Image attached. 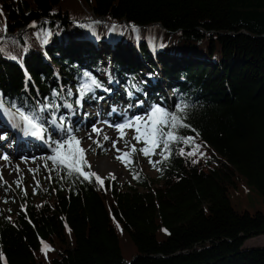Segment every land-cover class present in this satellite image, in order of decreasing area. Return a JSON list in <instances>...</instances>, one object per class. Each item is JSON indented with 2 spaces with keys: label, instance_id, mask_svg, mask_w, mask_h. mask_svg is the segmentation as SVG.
Returning <instances> with one entry per match:
<instances>
[{
  "label": "trees",
  "instance_id": "obj_1",
  "mask_svg": "<svg viewBox=\"0 0 264 264\" xmlns=\"http://www.w3.org/2000/svg\"><path fill=\"white\" fill-rule=\"evenodd\" d=\"M113 87L176 115L181 139L155 136L157 179L133 158L126 186L85 179L77 144L61 147L42 201L0 218V264H264L244 246L264 208L238 202L264 200V0H0L13 107L65 129V106Z\"/></svg>",
  "mask_w": 264,
  "mask_h": 264
},
{
  "label": "rangeland",
  "instance_id": "obj_2",
  "mask_svg": "<svg viewBox=\"0 0 264 264\" xmlns=\"http://www.w3.org/2000/svg\"><path fill=\"white\" fill-rule=\"evenodd\" d=\"M160 47L161 44H155L152 48L157 50ZM114 90L115 93L108 94L107 96L103 95L104 98L98 104L87 105L85 101H82V104L75 110L76 113H74L78 117L77 124L73 127L71 118L65 124L71 129V133L65 134L64 128L58 126L57 130L49 132L47 145L41 148V150H31L28 145L30 151L28 158L23 157L22 153H16L14 150L11 151L12 154L8 158H11L14 162L9 165L10 162L8 160L5 164L6 167L0 168V218L14 217L17 210L24 206L26 196L35 203L42 201L44 198L43 193H45L46 184L54 173L52 169L53 163L49 160V156L53 155L55 151V144L51 141L52 138L56 140H64L70 136L78 138L80 143L76 144L78 146L79 157L85 161L91 173H95V177H99L100 180L110 178L116 183L126 186L131 181V176L126 166V162L130 158L136 161L139 170H142L154 181L157 179L154 163L158 160L159 156L151 148L155 141L154 135H148L143 125H137L140 127L139 133L133 127L123 130H118L116 127L128 122L133 117H145L152 109L150 107L145 109L143 106L140 111L131 112L129 105L120 107V104L115 101V97L119 94L120 90L115 87ZM165 90L169 92V99H172L173 93L170 92V89L166 87ZM142 99L138 98L137 100L140 101ZM124 102L126 101L122 99V103ZM110 105H116L122 110L123 114L121 117L114 109L111 113L110 111L108 112V106ZM136 107L137 104L135 102L134 108ZM132 113L137 114L131 116ZM111 117H114L116 120L122 119V121L118 120L114 123ZM6 118L13 119L6 113L0 114V161L7 159L4 157L6 154L4 155L3 152L5 150L10 153V150L14 149V141L16 140V134L6 133L5 137V133L1 134L9 130L8 124L6 127L4 123ZM17 121L19 120L17 119ZM104 126L108 127L109 130ZM94 127L100 131L94 132ZM104 136H108L110 139L106 140ZM137 136H139V139L136 138ZM41 145L43 146L42 142ZM144 149L148 150L147 155L144 154ZM238 202L240 204L253 205L252 207L255 208L257 206L264 208V200H262L255 190L247 197L246 201L239 200ZM244 246H264V235L246 240Z\"/></svg>",
  "mask_w": 264,
  "mask_h": 264
},
{
  "label": "snow or ice",
  "instance_id": "obj_3",
  "mask_svg": "<svg viewBox=\"0 0 264 264\" xmlns=\"http://www.w3.org/2000/svg\"><path fill=\"white\" fill-rule=\"evenodd\" d=\"M6 30V25H5ZM88 75V74H85ZM95 83V82H94ZM47 107V105H45ZM70 107V105H69ZM6 113L8 116L13 118L15 122L17 119L22 122L24 126V131L26 133H30L32 135H40V132L43 130V126L39 121L42 120V117L39 115L38 112L35 111H27L23 108V106H14L13 102L6 101L2 95H0V114ZM63 119V118H61ZM55 122V121H53ZM137 125H143L144 130L148 135H155L159 139L167 138L166 142H171L173 140H180L181 138L175 135V129L178 128L180 125L176 123V115L172 113H168L165 109L161 108L160 106H154L151 112L145 117H133L128 122L124 124L117 125L118 130H123L125 128L133 127L137 133L140 132V127ZM61 127H64L63 124ZM166 128H171L172 131H164ZM66 133H71L70 128L64 129ZM94 132L100 131L99 129L93 128ZM123 134V133H122ZM139 139V136L136 137ZM104 139H110L108 136H104ZM75 142L77 144L80 143L79 139L76 137L70 136L67 139L62 141H54L55 144V151L59 152L61 147L65 145ZM155 142V141H154ZM115 143V142H114ZM81 151H83L81 149ZM135 151V149H133ZM144 154H148V150L144 149ZM59 157H52V159H58ZM77 175L84 176L85 179H90L92 176H95V173H92L91 176L85 175L80 168L73 169ZM96 179H100L96 177Z\"/></svg>",
  "mask_w": 264,
  "mask_h": 264
},
{
  "label": "bare ground",
  "instance_id": "obj_4",
  "mask_svg": "<svg viewBox=\"0 0 264 264\" xmlns=\"http://www.w3.org/2000/svg\"><path fill=\"white\" fill-rule=\"evenodd\" d=\"M10 122H14L13 121V119L12 120H10ZM5 123V122H4ZM14 123H16V124H13V126H15L16 127V134H17V137L19 138L18 139V144H17V146H16V148L14 149V151L16 152V153H22L23 155V157H27L28 158V156L30 155L29 153H27V151H26V148H25V140H26V136H27V133L24 131V126H23V124L20 122V121H15ZM2 125V124H1ZM17 125V126H16ZM116 126V125H115ZM115 126H113V127H115ZM18 127V128H17ZM105 127V126H104ZM105 128H107L108 130H109V128L108 127H105ZM102 132V131H101ZM109 132V131H108ZM11 153V152H10ZM23 157H21V158H23ZM26 158V159H27ZM37 158V157H36ZM24 159V158H23ZM9 160V165H11L14 161L11 159V158H7L6 160H4V161H0V168H2V167H6V163H7V161ZM27 161V160H26ZM9 165H7V166H9ZM27 179V178H26Z\"/></svg>",
  "mask_w": 264,
  "mask_h": 264
}]
</instances>
